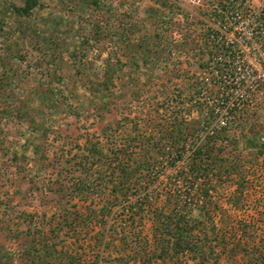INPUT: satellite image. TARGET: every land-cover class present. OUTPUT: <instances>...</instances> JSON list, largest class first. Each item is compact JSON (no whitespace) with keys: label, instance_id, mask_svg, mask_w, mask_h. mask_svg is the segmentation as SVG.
Returning a JSON list of instances; mask_svg holds the SVG:
<instances>
[{"label":"rangeland","instance_id":"1","mask_svg":"<svg viewBox=\"0 0 264 264\" xmlns=\"http://www.w3.org/2000/svg\"><path fill=\"white\" fill-rule=\"evenodd\" d=\"M263 17L264 0H0V264H199L173 250L163 261L151 212L133 222L123 196L106 224H85L88 207L114 199L97 174L91 196L76 194L87 145L109 154L112 131L139 154L176 114L183 125L168 129L185 138L152 152L163 171L153 205L184 172L212 199L209 226L258 231L256 256L247 244L208 264H264ZM212 158L221 169L195 170ZM102 233L109 247L94 240Z\"/></svg>","mask_w":264,"mask_h":264},{"label":"trees","instance_id":"2","mask_svg":"<svg viewBox=\"0 0 264 264\" xmlns=\"http://www.w3.org/2000/svg\"><path fill=\"white\" fill-rule=\"evenodd\" d=\"M262 22L264 24V21ZM109 72L108 70L106 74L108 75ZM181 122L182 120H180L179 116L176 114L171 124L181 126L183 125ZM166 124L162 122V125L155 124L153 126V132L161 136L160 139H158V137H153L151 140H154V143L140 140V144H138L141 153L139 154L134 149H131L133 148L131 137H117V135L115 136L114 134L109 136L112 131L109 134L106 133L108 131H105L107 144L110 146L108 148L109 154L105 153V151L95 143L87 145L88 155L84 156L83 160L79 162L83 169L86 170V176L85 178L80 177L76 183V194L79 198H84V200L91 196V192L94 191L95 188L86 185L85 182L89 180L90 176L97 174L100 180L103 182L106 181V185L111 184V189H108L110 192L109 196L114 199L113 201L112 199L104 200L105 202L98 211L88 207L85 224L91 223L93 226L97 224L101 226L106 224L107 221L105 220L111 214V208L119 203L120 197L123 196L127 202V206L125 207L124 205V207L130 212L131 215L129 218H131L133 222H135V218L142 214L144 210L151 212L154 223L156 222L155 224L153 223V230L155 232L157 249L163 261L170 258V254L173 250L174 253L182 252L183 254H194L199 264H208L211 257H217L219 255L218 251L221 253L227 252L231 257H235L239 252L238 246L246 245L247 247V244V248L249 249L246 251L256 256L257 254L255 252H258V248L256 245L251 247V243L248 242L254 240V238L258 236L256 228L254 227L250 230L245 226L239 227L232 225L227 223L225 219H223L225 222L224 225L227 226L222 225L218 227V225L213 223L209 226L207 220H211L212 214L209 213V208L207 206L212 203V199L207 198L206 200H202V193L198 189H195L198 188L195 183L196 179L187 176V174L185 175L184 172H177V174H174V182L176 183H174V187L169 189L163 206L153 205V194L156 193L160 197L158 182H160L161 173L163 171L158 167L156 160L153 159V161H151L152 152L156 148H159L162 140L167 139L172 142L171 144L179 147L181 139L185 138L178 136L175 130H169L168 127L171 125L170 123H168V127H166ZM206 145H204L205 147L201 146L195 151L200 158L204 157V155H208L207 152L209 151H207V149L209 146L206 148ZM162 149L163 147L159 148V150ZM138 156L141 157L138 159ZM91 157L96 160L92 161ZM142 158L146 160L142 161ZM220 162L221 160L218 161L217 158H212L211 163H207V165L203 163H201V165H196L195 170L198 171V173H206L207 175L210 170H214L213 168L221 169L222 166ZM182 178L183 181H185V189L184 186L179 185L180 182L178 183V180L182 181ZM105 189L103 190L104 192ZM191 190H193V193ZM131 196L138 197L135 203L130 201ZM195 209L200 211L201 214L199 216L194 215ZM223 214L225 215V212H223ZM205 217L206 219H204ZM168 234H175L172 241L166 240L165 236ZM93 238L96 242H99L101 247H109L111 245V242L105 239L103 233L101 237L95 236ZM135 239L137 241L140 240V236L137 235ZM124 243L127 244L130 242L125 239ZM252 243H254V241H252ZM54 246L55 245L52 244L50 248L48 247V250L45 252L46 255L40 258L42 263L43 261L45 262V256L54 257L51 250ZM121 251L122 250L119 249V251L116 252L120 254ZM141 252L148 256V253L151 251L145 250ZM59 255L62 256L61 253H59ZM100 255L101 254L98 252L95 256L99 258ZM255 256L251 257L250 261L257 260ZM257 258L259 257L257 256ZM68 259L70 260L69 264H74V257L70 255ZM118 260L124 264L128 262L127 258L121 257ZM59 262H62V260L59 259ZM49 263L56 264V262H51L50 259H46V264Z\"/></svg>","mask_w":264,"mask_h":264}]
</instances>
